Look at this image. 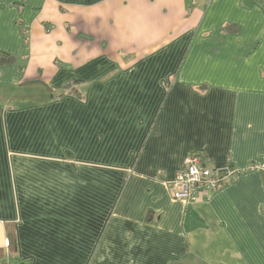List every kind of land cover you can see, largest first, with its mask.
Wrapping results in <instances>:
<instances>
[{
    "label": "crops",
    "instance_id": "1",
    "mask_svg": "<svg viewBox=\"0 0 264 264\" xmlns=\"http://www.w3.org/2000/svg\"><path fill=\"white\" fill-rule=\"evenodd\" d=\"M189 153L255 166L173 199ZM264 264V0H0V264Z\"/></svg>",
    "mask_w": 264,
    "mask_h": 264
},
{
    "label": "built area",
    "instance_id": "2",
    "mask_svg": "<svg viewBox=\"0 0 264 264\" xmlns=\"http://www.w3.org/2000/svg\"><path fill=\"white\" fill-rule=\"evenodd\" d=\"M253 169H255L253 165L245 168L229 165L210 168L200 155L189 153L183 168L168 184L172 185L173 199L191 204L229 184L242 172Z\"/></svg>",
    "mask_w": 264,
    "mask_h": 264
},
{
    "label": "trees",
    "instance_id": "3",
    "mask_svg": "<svg viewBox=\"0 0 264 264\" xmlns=\"http://www.w3.org/2000/svg\"><path fill=\"white\" fill-rule=\"evenodd\" d=\"M21 264H27V262H22Z\"/></svg>",
    "mask_w": 264,
    "mask_h": 264
}]
</instances>
